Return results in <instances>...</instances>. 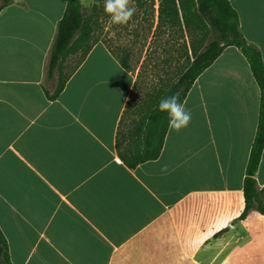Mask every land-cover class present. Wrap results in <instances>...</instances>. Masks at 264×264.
<instances>
[{
  "label": "crops",
  "instance_id": "crops-1",
  "mask_svg": "<svg viewBox=\"0 0 264 264\" xmlns=\"http://www.w3.org/2000/svg\"><path fill=\"white\" fill-rule=\"evenodd\" d=\"M229 2L264 62V0ZM66 4L13 0L0 13V230L11 263L264 264V215L239 220L260 105L242 53L223 51L160 157L130 169L116 135L137 72L100 41L57 99L44 93ZM256 180L264 188V150Z\"/></svg>",
  "mask_w": 264,
  "mask_h": 264
},
{
  "label": "trees",
  "instance_id": "trees-1",
  "mask_svg": "<svg viewBox=\"0 0 264 264\" xmlns=\"http://www.w3.org/2000/svg\"><path fill=\"white\" fill-rule=\"evenodd\" d=\"M113 1L92 0L91 12L85 15L80 0H67L63 17L57 25L46 71L45 86L51 84L54 87L52 94L43 85L49 100L59 97L72 73L100 41L107 46L123 69L132 71L129 54L117 55L94 31L100 12ZM129 1L140 10L150 7L152 16L157 13V22L151 27L154 31L151 47L148 48L149 56L145 61H149L155 54L152 46L155 45V50L163 47L173 33L177 49L175 54L172 53L163 60L164 63L174 60L173 75L158 78L157 84L138 103H134L139 85L137 76L117 130L116 150L119 158L130 169L157 160L163 150L169 126L180 112L197 78L226 48L235 47L246 59L260 91L258 125L246 167L243 184L244 210L239 220H244L253 210L264 215V188H260L256 180L264 150V62L259 48L244 38L237 12L229 0ZM12 3L13 0H0V13ZM77 56L80 58L76 65L66 71L67 61ZM227 231L228 229H223L216 236ZM0 264H12L1 230Z\"/></svg>",
  "mask_w": 264,
  "mask_h": 264
},
{
  "label": "rangeland",
  "instance_id": "rangeland-1",
  "mask_svg": "<svg viewBox=\"0 0 264 264\" xmlns=\"http://www.w3.org/2000/svg\"><path fill=\"white\" fill-rule=\"evenodd\" d=\"M80 1L84 7V14H90L92 0ZM156 8L157 6L154 9ZM156 22L157 13L155 12L152 16L150 7L140 10L129 0H114L100 12L98 24L94 29L96 36L105 40L117 55L129 54L131 70L137 72L139 77L134 103H138L157 84L158 78L171 77L175 72L174 60L169 63L163 62L165 58H169L172 53L176 52L175 33L163 47L155 50V45H153L155 54L153 58L148 59L149 61H145L149 56L148 48L151 47L154 31L151 27L152 25L154 27ZM79 58L80 56H77L68 60L66 71H70ZM47 87L51 88L49 84Z\"/></svg>",
  "mask_w": 264,
  "mask_h": 264
}]
</instances>
